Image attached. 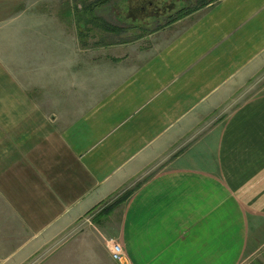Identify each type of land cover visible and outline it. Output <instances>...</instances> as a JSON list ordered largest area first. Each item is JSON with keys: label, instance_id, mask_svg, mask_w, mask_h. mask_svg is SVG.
<instances>
[{"label": "crops", "instance_id": "0c3cea01", "mask_svg": "<svg viewBox=\"0 0 264 264\" xmlns=\"http://www.w3.org/2000/svg\"><path fill=\"white\" fill-rule=\"evenodd\" d=\"M77 1L0 0L3 264L66 231L89 262L115 239L122 264H242L264 247V0H209L145 42L95 41L103 6ZM84 220L106 249L77 246Z\"/></svg>", "mask_w": 264, "mask_h": 264}, {"label": "rangeland", "instance_id": "374dc122", "mask_svg": "<svg viewBox=\"0 0 264 264\" xmlns=\"http://www.w3.org/2000/svg\"><path fill=\"white\" fill-rule=\"evenodd\" d=\"M208 1L209 0H125L126 12L123 15L117 7L116 3L118 2L116 0L109 6H103L102 10L94 11L92 36L97 42L105 40V29H103L102 23V20H105L108 23L125 26L123 32L113 35L114 38L124 40L141 39L142 42H145L148 35L151 34L157 26L161 25L162 22L166 21L168 16L174 13L177 9L199 6L201 3H207ZM253 83L256 90H260L264 87V70L256 77V80L252 82V84ZM116 201L117 200L106 203L105 206L100 208L99 214L105 215L102 211L108 209ZM115 205L116 204H114L112 208H114ZM96 228L97 226L94 225L92 220L91 222L84 220L80 225L78 223V233L80 235H88L89 238L82 236L81 239L78 240L77 246L84 248L86 240H92L94 242V247H97V249H104L105 240L100 235L95 234ZM61 237L62 239L60 241H57V243H51L49 248L43 250L39 255L30 257L24 264H122L111 259L110 261L106 257L100 259L98 256L96 258L93 257V262H89V260L86 259V249L79 250L78 255H73L69 258L68 231H66ZM58 243L62 244V246L65 247V250H56L55 248ZM3 258L4 257H0V264L4 263ZM242 264H264V247L255 255L245 258Z\"/></svg>", "mask_w": 264, "mask_h": 264}, {"label": "trees", "instance_id": "16d2710c", "mask_svg": "<svg viewBox=\"0 0 264 264\" xmlns=\"http://www.w3.org/2000/svg\"><path fill=\"white\" fill-rule=\"evenodd\" d=\"M113 1L116 0H94V2H96L97 6H108L110 4L113 3ZM118 3H116L117 5L119 4V6H121V0H117ZM125 3V0H124ZM96 4H94V6H96ZM205 3H201L200 5H204ZM199 5V6H200ZM197 8V6L195 7H185V8H181V9H177L176 11H174V13H172L171 15L168 16V19L164 22H162L161 25L157 26L156 29H158L159 27L165 26L166 24H169L177 19H180L184 16H186L187 14L191 13L192 11H194ZM96 17V16H95ZM103 23V29L108 30V31H114L116 33H121L125 30V26H119L116 24H112V23H108L105 20H102ZM122 198L118 199L116 202H114L108 209H106L105 211H102V213H105V215H107L111 209L112 206L114 204L120 203L122 202ZM104 215V214H103Z\"/></svg>", "mask_w": 264, "mask_h": 264}, {"label": "built area", "instance_id": "2783aa9c", "mask_svg": "<svg viewBox=\"0 0 264 264\" xmlns=\"http://www.w3.org/2000/svg\"><path fill=\"white\" fill-rule=\"evenodd\" d=\"M122 248L121 245L115 240H110V256L115 262L122 263Z\"/></svg>", "mask_w": 264, "mask_h": 264}]
</instances>
